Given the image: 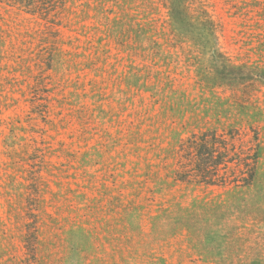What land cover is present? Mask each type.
<instances>
[{"label":"rangeland","instance_id":"obj_1","mask_svg":"<svg viewBox=\"0 0 264 264\" xmlns=\"http://www.w3.org/2000/svg\"><path fill=\"white\" fill-rule=\"evenodd\" d=\"M59 1L0 0V264H264V0Z\"/></svg>","mask_w":264,"mask_h":264},{"label":"trees","instance_id":"obj_2","mask_svg":"<svg viewBox=\"0 0 264 264\" xmlns=\"http://www.w3.org/2000/svg\"><path fill=\"white\" fill-rule=\"evenodd\" d=\"M8 3L18 5L24 8L26 11H35V9H44L52 6V2L59 0H4ZM224 135V136H223ZM234 132L230 130L226 136L225 134H217L213 131H204L200 134H192L184 142L182 150L184 155L190 156V168L184 172L177 174V179L181 181H196L206 184L215 183L217 173L220 164L226 165L228 162H232L234 159L241 160V163L245 167H250V162L254 164L255 156H249L240 158L230 146L227 145V140L233 138ZM183 156V155H182ZM246 158L247 160H245ZM248 176L246 178H240L243 184H250L254 177V165L248 168ZM222 181V180H221Z\"/></svg>","mask_w":264,"mask_h":264}]
</instances>
